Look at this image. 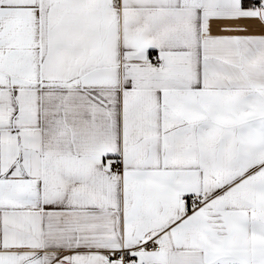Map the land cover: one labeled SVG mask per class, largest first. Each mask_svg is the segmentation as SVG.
Returning a JSON list of instances; mask_svg holds the SVG:
<instances>
[{"label":"snow or ice","instance_id":"obj_1","mask_svg":"<svg viewBox=\"0 0 264 264\" xmlns=\"http://www.w3.org/2000/svg\"><path fill=\"white\" fill-rule=\"evenodd\" d=\"M0 264H264V0H0Z\"/></svg>","mask_w":264,"mask_h":264}]
</instances>
